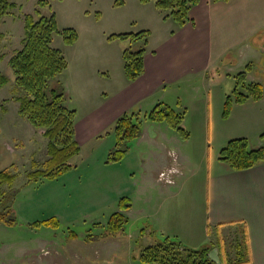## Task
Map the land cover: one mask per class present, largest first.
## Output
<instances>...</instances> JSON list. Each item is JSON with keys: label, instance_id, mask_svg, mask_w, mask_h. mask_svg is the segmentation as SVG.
I'll list each match as a JSON object with an SVG mask.
<instances>
[{"label": "rangeland", "instance_id": "obj_1", "mask_svg": "<svg viewBox=\"0 0 264 264\" xmlns=\"http://www.w3.org/2000/svg\"><path fill=\"white\" fill-rule=\"evenodd\" d=\"M8 1L13 3L14 7L0 22V54L3 56L0 61V76L6 77V82L0 86V171L8 170L16 175L14 182L3 183L1 190L5 193L13 189L17 191L12 206L13 213L9 215L13 223L0 221V264L21 263L22 256L28 254L31 248L29 239H32L36 233L48 231L51 233H45L48 236L67 239L70 228L79 234L78 238L85 237L91 228L92 232L101 235L99 238H117L107 244L104 252H109L113 256L104 258L103 264L112 262L117 256L121 261L135 257L136 263L140 264L141 260L138 258L144 247L164 236H171L181 241L184 246L193 249L210 246L212 238L201 240L200 237H191L190 234L176 236L172 231L163 233L152 228L150 231L147 230L149 223L147 221V173L152 171L147 168V161L154 164L162 157L158 155L160 152L156 149V144L150 141V135L155 126L157 132L164 136L166 131L164 132L162 128H165L164 124L167 123H163L157 129L159 125L156 124L160 122L150 121L144 117L154 107L147 101L128 111L140 112L142 138L125 143L127 153L120 161H113L110 154L115 149L116 143L113 132L114 123L102 130L103 138L95 137L92 140L82 141L81 151L71 159L73 166L61 175L55 178L43 176L39 179H29L28 176L29 172L36 168L47 167L48 153L44 142H47V146L49 139L39 133L38 129L36 131L30 120L19 112L20 102L17 97L27 94L16 85L15 73L9 63L10 57L23 45L25 14L35 13L38 9L42 15H55L58 30L53 33L52 45L63 50L70 64L65 69V83L69 84L70 89L67 105L76 109V123L81 120L83 122L93 109L110 108L109 103L105 104L101 96L102 88H106V81L95 76L96 74L103 76L96 71L108 70L113 78V88L116 89L114 91L120 92L124 89V82L128 80L124 70V50L147 47V42L148 46L158 45L162 40V28L157 16L162 11L156 7V0L147 3L140 0H123L121 4H117L116 0H45L44 6L39 5V0ZM35 17L38 18L39 15L35 14ZM66 28H74L78 32V38L72 44H67L64 40L63 30ZM152 28L154 32L151 36ZM142 30L150 31L147 36L141 35L134 41L130 38H110L113 33H137ZM249 42L258 46L259 50L236 48L208 70L206 79L214 80L213 82L216 83L212 86L213 89L220 85L232 92L235 75L242 70L250 71L252 79L264 78V30L253 38H249ZM204 79L205 77L201 75L199 77L201 83L198 84L203 91L207 92L208 90L204 87L205 85L210 87V83ZM56 80L51 81V86L57 84ZM180 85L182 84L178 83L174 89L169 88V93H165L167 101L170 103L173 101L179 109L175 101L180 94L182 102L189 103L188 107H191L195 104L191 100L193 91L189 89V86L181 87ZM240 89L245 91V86H240ZM205 95L203 99L209 101L207 94ZM213 104V138L209 139L210 131L207 128L204 133L200 132L199 126L195 123L199 119L195 113L197 111L192 112L193 109H191V115L193 113L195 116L189 115L191 128L186 129L189 133L188 143L183 148L178 146L183 171L179 176L185 179L184 191L192 196V200L194 184L199 183L200 173L204 174L207 170L209 156H212L215 163L220 160L221 148L217 139L220 133H247L250 138L245 135L238 137H246L250 147L251 145L254 147L258 145V139L263 133L260 131H264V118L262 121L256 112L247 111L249 116L240 118V112L236 107V112L234 111L229 117L224 115L221 102L217 104L214 100ZM202 115L204 116V113ZM205 117L207 121L211 119L208 111ZM31 131L38 133L36 143L39 142V147L35 149V152L30 151V145L26 143L31 137ZM122 147L124 148V145ZM33 152L31 156L30 153ZM177 171L178 168L173 164L165 166L159 172L158 179L167 181L170 174ZM150 185L149 196L157 198L160 187L155 188L154 186L157 185L153 183ZM179 185L183 187L181 182ZM122 196H127L132 203V208L126 210L129 220L118 233L106 235L104 226L107 225L111 214L118 210ZM2 197L0 195V202ZM2 208L3 205L0 204V210ZM52 217L59 219L58 227L43 225L38 228L33 225L34 222ZM95 223L101 225L98 224L99 227H96ZM225 247L230 252L229 259L235 260V252L231 250L228 242ZM219 255L223 264H229L222 251Z\"/></svg>", "mask_w": 264, "mask_h": 264}, {"label": "crops", "instance_id": "obj_2", "mask_svg": "<svg viewBox=\"0 0 264 264\" xmlns=\"http://www.w3.org/2000/svg\"><path fill=\"white\" fill-rule=\"evenodd\" d=\"M161 11L157 16L162 28V40L158 45L152 46H148L147 42L144 54L145 69L137 79L127 80L124 82V89L117 92L114 91L116 89L113 88L110 72L106 69L96 71L103 76L99 74L95 76L106 81V88H102L101 96L105 104L109 103L110 108L93 109L87 115L88 119L85 117L83 122L76 121V139L79 143L95 137L103 138L101 133L103 129L114 124L120 115L143 101H147L152 106L164 101L176 109L173 101V104L167 101L165 93H169V88L174 89L178 83L189 86V89L193 91L191 100L195 102L188 107L189 103L184 104L175 89L179 94L175 101L179 109L176 110L183 112L182 126L185 129L191 128L189 115H191L190 110L193 109L192 112L197 111L195 113L199 117L195 123L199 126L200 132L204 133L207 128L210 131L209 139L213 138V101L215 100L217 104L221 102L224 107L226 96L233 93L236 79L234 87H231L232 92L220 85L213 89L212 86L216 83L213 82L214 80L206 79L208 70L236 48L259 50L258 46L249 42V38H253L264 30V0H219L216 2L200 0L191 7V19L183 25L169 15L168 11L163 9ZM150 30L152 36L154 29ZM69 65L68 63V67ZM247 67H249L248 64ZM249 72L247 71L246 74L247 82H260L264 85L263 77L252 79ZM201 75L205 77L204 81L210 83V87L209 85L204 87L208 90L207 92L203 91L198 84L201 83L199 81ZM65 76L66 70L58 76L57 80L65 86L67 105L70 89L69 84L65 83ZM205 94L209 101L203 99ZM236 107L240 112V118L249 116L247 111H254L263 121L264 92L259 99L249 97L243 102L234 101L229 117L234 111L236 112ZM206 111L211 116L209 121L206 117L204 118ZM191 116L195 115L192 113ZM163 123L165 121L156 124L159 125L157 129ZM164 125L165 128H162L164 132L166 131L164 136L157 132L155 126L150 135V141L156 144V149L160 152L158 155L162 157L154 164L147 161V168L152 169L150 175L147 173V221L149 222L147 230L150 231L152 228L163 233L172 231L176 236L190 234L191 237H200L201 240L212 238L210 252L215 250L216 255L220 256L219 252L222 251L230 264H264V162L236 170L221 159L216 164L212 156H209L207 170L204 174L200 173L199 183L194 184L192 200V196L184 191L185 179L179 176L183 171L178 146L183 148L189 138L185 139L176 128L169 124ZM34 129L44 134L45 129L37 127ZM36 131H31V137L26 142L30 145V151L34 152L39 147V142L36 143L38 141ZM242 135L250 138L247 133H220L217 138L220 148L222 149L230 139ZM141 138L142 135L138 139ZM39 141L42 142V140ZM263 143L264 140L261 137L258 139V145L254 147L251 145V147L255 148ZM46 144L47 142H44L45 148H47ZM34 152L30 155L32 156ZM172 164L178 168V171L170 174L167 181L159 180V172L165 166ZM180 182L183 187L179 185ZM151 183L157 185L154 186L155 188L160 187L157 198L149 196L148 187H151ZM124 212L126 213V210ZM41 227L38 226V228ZM45 233H36L32 239H29L31 248L28 254L22 256L19 264H103L104 258L113 256L109 252H104L107 244L117 239L115 237L94 240H87L85 237L60 239ZM227 242L236 255L233 261L229 259L230 252L225 247ZM130 259L121 261L117 256L112 262L104 264H137L135 257ZM140 264L159 263L141 261Z\"/></svg>", "mask_w": 264, "mask_h": 264}, {"label": "trees", "instance_id": "obj_3", "mask_svg": "<svg viewBox=\"0 0 264 264\" xmlns=\"http://www.w3.org/2000/svg\"><path fill=\"white\" fill-rule=\"evenodd\" d=\"M147 3L151 0H140ZM200 0H156L158 8L166 10L180 25L185 24L191 19L190 9ZM213 2L219 0H211ZM123 0H116L121 4ZM39 5H46L45 0H39ZM14 4L8 0H0V22L3 17L10 13ZM39 15L38 18L35 17ZM25 37L20 49L10 57L9 63L15 73L16 85L21 87L26 96H18L20 102L19 112L26 116L37 128H44L47 136L48 145L46 160L47 167L44 169L36 168L29 172V179H39L41 177L55 178L69 170L73 164L71 159L81 151V146L76 139L75 117L76 109L66 105V89L62 82L56 80L68 66L67 58L63 50L52 45L53 33L58 30L55 15H42L40 10L35 13H26L24 16ZM148 30L135 32L113 33L110 38H121L132 41L137 40L141 35L147 36ZM1 35V34H0ZM64 40L67 44L74 43L78 38V32L74 28L63 30ZM145 47L136 50L126 48L123 52L125 60L124 70L128 80L137 79L145 69L144 62ZM3 56L0 54V61ZM247 71L243 70L236 74V86L232 94H228L224 103V115L228 116L231 112L234 101L243 102L252 97L259 99L263 96L264 85L260 82H246ZM58 83L51 86V81ZM6 82V77L0 76V86ZM245 86V91L240 89ZM1 108V103H0ZM150 121L167 122L176 128L184 138H188V131L182 126L183 112L177 111L170 104L158 102L144 116ZM113 132L116 136L115 149L111 151L113 161H120L127 153L125 143L137 139L142 135V118L139 111L125 112L120 115L114 125ZM264 140V132L261 134ZM124 145V148L122 147ZM220 159L229 163L236 170L245 169L264 162V143L258 147H250L246 137H235L220 151ZM16 175L8 170L0 171V195L3 205L0 210V221L13 223L9 215L13 213V203L16 191L4 192L1 190L3 183L12 184ZM127 196H122L119 201L120 209L113 212L109 218L106 235L118 233L128 222V215L124 210L129 209L132 203ZM99 223L94 226L99 227ZM35 226L58 227L59 219L52 217L43 221L34 222ZM95 227V228H96ZM78 233L69 229L68 238L78 237ZM101 235L92 232L86 234L87 240H94ZM210 247L205 246L200 249H193L184 246L181 241L164 236L149 245H146L139 255V260L143 263L159 264H219L210 256ZM230 264V263H229Z\"/></svg>", "mask_w": 264, "mask_h": 264}, {"label": "water", "instance_id": "obj_4", "mask_svg": "<svg viewBox=\"0 0 264 264\" xmlns=\"http://www.w3.org/2000/svg\"><path fill=\"white\" fill-rule=\"evenodd\" d=\"M215 252H216L215 250H211V252H210L211 258H213L217 263L223 264V261L219 258L218 255H216Z\"/></svg>", "mask_w": 264, "mask_h": 264}]
</instances>
